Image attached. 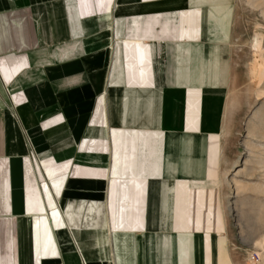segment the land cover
I'll return each mask as SVG.
<instances>
[{
  "label": "crops",
  "instance_id": "1",
  "mask_svg": "<svg viewBox=\"0 0 264 264\" xmlns=\"http://www.w3.org/2000/svg\"><path fill=\"white\" fill-rule=\"evenodd\" d=\"M245 2L0 0V264H232Z\"/></svg>",
  "mask_w": 264,
  "mask_h": 264
},
{
  "label": "rangeland",
  "instance_id": "2",
  "mask_svg": "<svg viewBox=\"0 0 264 264\" xmlns=\"http://www.w3.org/2000/svg\"><path fill=\"white\" fill-rule=\"evenodd\" d=\"M245 3L238 24L243 35L235 55L237 76L230 90L231 102L240 111V123L230 138L236 160L221 182L232 264H264V83L258 80V59L264 56V0Z\"/></svg>",
  "mask_w": 264,
  "mask_h": 264
},
{
  "label": "bare ground",
  "instance_id": "3",
  "mask_svg": "<svg viewBox=\"0 0 264 264\" xmlns=\"http://www.w3.org/2000/svg\"><path fill=\"white\" fill-rule=\"evenodd\" d=\"M258 60H260V62H259L258 80H259V83L262 84V83H264V56L262 54H260Z\"/></svg>",
  "mask_w": 264,
  "mask_h": 264
}]
</instances>
